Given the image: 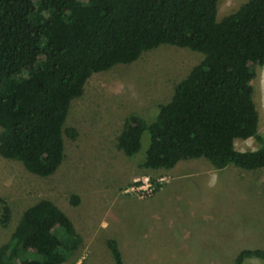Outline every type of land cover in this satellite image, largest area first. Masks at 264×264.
<instances>
[{
    "label": "trees",
    "instance_id": "16d2710c",
    "mask_svg": "<svg viewBox=\"0 0 264 264\" xmlns=\"http://www.w3.org/2000/svg\"><path fill=\"white\" fill-rule=\"evenodd\" d=\"M162 45L199 53L202 61L175 84L154 121L125 117L117 149L133 157L148 133L140 165L146 170L200 158L219 171L264 168L252 86L264 66V0H248L220 20L218 0H0V156L34 176H53L65 159L64 137H77L64 123L88 79ZM247 139L254 150L235 149L236 140ZM69 203L80 199L72 195ZM11 219L0 197V228ZM81 244L69 217L42 199L0 245V264H65ZM105 245L113 264H125L115 238ZM248 260L264 263V250L243 249L234 264Z\"/></svg>",
    "mask_w": 264,
    "mask_h": 264
},
{
    "label": "rangeland",
    "instance_id": "374dc122",
    "mask_svg": "<svg viewBox=\"0 0 264 264\" xmlns=\"http://www.w3.org/2000/svg\"><path fill=\"white\" fill-rule=\"evenodd\" d=\"M247 1L218 0V19ZM202 58L162 45L130 65L92 75L82 96L71 102L64 129H75L77 137H64L65 159L53 176H34L21 163L0 156V197L12 211L8 228H0V245L26 208L47 199L82 237L65 264H113L107 238L117 240L125 264H234L243 249L264 250V168L229 165L219 171L200 158L180 161L171 170H146L140 165L148 133L133 157L116 146L125 117L135 114L154 121L175 84ZM252 86L258 130L264 134V66L256 69ZM234 146L249 151L257 145L247 139L236 140ZM147 177L157 188L142 197L131 189ZM72 195L80 199L77 206L69 203Z\"/></svg>",
    "mask_w": 264,
    "mask_h": 264
},
{
    "label": "built area",
    "instance_id": "2783aa9c",
    "mask_svg": "<svg viewBox=\"0 0 264 264\" xmlns=\"http://www.w3.org/2000/svg\"><path fill=\"white\" fill-rule=\"evenodd\" d=\"M148 177L142 180V185L137 186L135 189H131L137 193V195L140 196H151L154 191H156V186L152 181H150Z\"/></svg>",
    "mask_w": 264,
    "mask_h": 264
}]
</instances>
